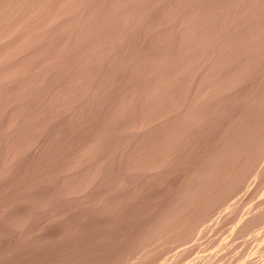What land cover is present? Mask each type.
Returning <instances> with one entry per match:
<instances>
[{"label":"bare ground","instance_id":"1","mask_svg":"<svg viewBox=\"0 0 264 264\" xmlns=\"http://www.w3.org/2000/svg\"><path fill=\"white\" fill-rule=\"evenodd\" d=\"M191 1L194 10L185 11L186 0L180 12L174 0H0L4 50L46 11H79L60 15L67 24L50 39L44 33L49 41L36 42L33 49L44 47L32 63L20 46L14 51L27 65L9 60L13 67L0 69V264H150L160 247L194 238L219 204L262 174L264 0L253 7L247 0L259 11L249 13L251 22L242 0L203 1L209 6L198 9L202 2ZM239 7L247 25L231 35L226 27L221 38L216 20ZM93 11L116 14L110 32L105 21L91 26ZM44 21L42 29L51 28ZM4 50L0 64L14 55ZM151 100V119L123 122ZM154 128L161 130L156 161L141 146ZM260 211L242 216L241 232L264 220Z\"/></svg>","mask_w":264,"mask_h":264},{"label":"rangeland","instance_id":"2","mask_svg":"<svg viewBox=\"0 0 264 264\" xmlns=\"http://www.w3.org/2000/svg\"><path fill=\"white\" fill-rule=\"evenodd\" d=\"M77 1V0H76ZM188 1H190V0H187V3H186V6L187 7H185V3L184 2H186V0H184L183 1V3H182V0H181V2L178 0V2H179V5H177L178 4V2H177V0H174V2L176 3V6H180V3H182V4H184V5H182L181 4V6H180V8L181 9H179L180 10V12H181V10L185 7L186 9L188 8L189 10H194L193 8L195 7V5H194V7L192 6V1L191 2H188ZM202 3H201V5L198 3L199 2V0H197V3L200 5H198V4H196V3H194L195 2V0H193V4H196L197 6H196V8L198 7V8H202L203 6L204 7H206V4L207 3H205V5H204V2L203 1H207L208 2V0H200ZM212 1H214L215 2V0H209V2H208V4L210 3L211 4V2ZM217 1V0H216ZM253 1V0H252ZM251 0H250V2L249 1H243L242 0V2H240L241 3V5L242 4H244V5H240V3L238 4L239 6H241L242 8L245 6V8H243L244 9V11H245V13H246V19L245 20H247V19H250V17H248L249 16V13H252V14H250V16L252 15L253 16V10H254V8L252 9L251 7H253L254 6V4L256 5L257 4V6L260 4V2L259 1H257V3L255 2V1H253L252 2ZM173 2V3H174ZM213 2V3H214ZM252 5L251 7H250V4ZM259 2V3H258ZM172 3V4H173ZM212 3V4H213ZM247 3L249 4V5H247ZM97 4H99L98 2H97ZM190 4V5H189ZM202 4H203V6H202ZM207 4V5H208ZM173 5H175V4H173ZM172 5V6H173ZM184 6V7H183ZM209 6V5H208ZM177 7V8H178ZM183 7V8H182ZM193 7V8H192ZM237 8H238V6H236ZM241 7H239V9L237 10L236 9V11H235V14L234 13H230L231 11H223V12H226V14L228 13V14H231V15H229V16H226V14L224 15V13H221V15L223 16V17H221V15H220V17L218 16V19L219 20H216L217 21V24L218 23H220V22H218V21H222V18H224L225 16H226V18L229 20L228 22H229V24L231 23V21L233 22V23H235V25L237 24V26H234L233 25V23H232V25H233V27H239L240 26V24H245V25H247L246 23L249 21V22H251V19L250 20H247V22H245V20L243 19V18H245V17H243L241 20H238V19H240V17L241 16H244V15H239V18H238V13H242L243 12V9L241 8ZM249 7H250V10H249ZM172 8V9H171ZM169 10L170 11H174L175 10V6H173V7H171ZM174 8V9H173ZM176 8V9H177ZM184 8V9H185ZM197 8V9H198ZM185 9V11H189L188 9L186 10ZM196 9V10H197ZM257 7H256V11L254 10V12L255 13H259V11L257 12ZM103 10V9H102ZM178 10V9H177ZM178 10V11H179ZM233 10H235V8L234 9H232V11ZM241 10V11H240ZM178 11H174L175 13L176 12H178ZM182 11H184V10H182ZM240 11V12H239ZM73 12V13H72ZM79 11H46L44 14H47V13H49V14H47V15H44L43 17H45V19L41 16V18L42 19H44V20H48V18L49 19H51L53 22L51 23V25L49 24V27H51V28H48V24L46 25V27L44 28L45 29V31H42V30H44V29H42L43 28V25H45L44 23H46L44 20H42L41 19V22H38L39 20H40V18H38V20H35L36 22V24L34 25V26H31V25H33V24H31V23H33V22H31L28 26H27V28L29 29L28 31H30L29 32V34L31 35H33L32 37L34 38V39H32V37L30 38V36H29V39H30V41H29V39L28 38H26L25 39V37L27 36L28 37V33H25L26 31H27V28L26 27H24L23 29H19V30H17V32H15V33H17V34H13V36H10V37H13L14 38V36L15 37H17V38H14L13 39V43H11V44H14V42L16 41H19V40H22L23 42H25V44H23V45H21L20 43V45H18V42H17V44H16V42H15V44H16V48H14V47H11V44L9 43V41L12 39H10V38H7L8 40H7V43L5 44V46H4V48H7V50H4V49H1V46H3L4 45V43L6 42V40L5 41H3L2 43H0V52H1V54H2V51L1 50H4V51H6V52H8L9 53V51L8 50H11V48H13V51L12 52H14V55L16 56V50L17 49H20L21 47L20 46H22V48H21V50L23 51V50H25V49H27V50H25L26 52L25 53H23V55H24V59L26 58V60H27V63L28 64H30V63H32L33 61H34V58H36V56L34 57L33 56V52L34 51H36L37 52V54H38V50H36V49H39L40 50V52L39 53H41V50L43 49V48H41L40 49V47H44V43H45V46L47 45V41H49V39L54 35L53 33H58L61 29H62V27H63V25H61V24H64V23H66V21H62L61 19L60 20H58V18L59 17H65V18H67L68 17V15L67 14H69V19H73L74 18V16H75V13L76 14H79L78 13ZM92 12V11H91ZM97 13V15H96V13ZM93 11V13H90V14H94L95 15V17H94V19L96 18V16H97V18L96 19H98V20H93V22L94 21H101V22H103V21H105V22H103V24H105L104 26L106 27L105 29H107V30H105V31H107V32H110V28L111 29H113L111 26H114V22H115V18L113 19V18H111L110 17V15L111 16H113L112 14H115V13H113V11L110 13V11ZM119 12V11H118ZM128 12H130V11H127V13ZM157 12H159L160 13V11H157ZM162 12V11H161ZM234 12V11H233ZM63 13V14H62ZM121 13H122V11H121ZM108 14V15H107ZM110 14V15H109ZM122 14H126V11H123V13ZM157 14L158 13H156V15L155 16H157ZM242 14H244V13H242ZM61 15V16H60ZM67 17H66V16ZM116 15V14H115ZM164 14H162L161 15V17L163 16ZM235 15L237 16V21L239 22H241L242 21V23H237V22H235L236 20V17H235ZM257 15V14H256ZM255 15V16H256ZM165 16V15H164ZM231 16V17H230ZM232 16L235 18L234 20L232 19ZM251 16V18L253 19V17ZM48 17V18H47ZM90 17H93V16H90ZM98 17H100V19L98 18ZM106 17H108V18H106ZM110 17V18H109ZM116 17V16H115ZM166 17V16H165ZM165 17H162V18H165ZM248 17V18H247ZM255 18V17H254ZM93 19V18H92ZM106 19V20H105ZM111 19V20H110ZM225 19V18H224ZM227 19H225V20H227ZM112 20H114V21H112ZM223 21L222 23H224V22H226V21ZM231 20V21H230ZM243 20H244V22L245 23H243ZM43 21V22H42ZM112 21V22H111ZM253 21V20H252ZM92 22V21H91ZM91 23L92 25V27H94V25H96L95 24V22L94 23ZM228 22H226L225 23V25L223 26H220L222 23H220V24H216L215 23V21H214V24H216V26H218V28L219 27H222V28H219V30L218 31H220L221 33H222V35H221V33H220V36H221V38L223 37V38H226L228 35H231V34H235V33H238V29L236 30V32L235 31H233L234 30V28L233 27H231V26H227V25H229V24H227ZM40 24L41 23V25H37V24ZM43 23V24H42ZM108 23V25L110 24L111 26H109L108 28H107V26H106V24ZM113 23V24H112ZM154 23H155V20H154ZM67 24V23H66ZM213 24V23H212ZM212 24H209V25H207L208 26V29H210V31H212V29L214 28V30H215V26L213 27V26H210V25H212ZM227 24V25H226ZM249 24V23H248ZM53 25V26H52ZM55 25V26H54ZM231 25V24H230ZM239 25V26H238ZM240 26V28H239V30L241 31V30H243L244 29V25L243 26ZM38 26H39V29H37V31L39 30V34H41V33H43V35L41 34L40 36H39V38H38V36L36 35L37 33V31L35 30L36 28H38ZM34 27H36V28H34ZM41 27V28H40ZM52 27L54 28V29H52ZM212 29H211V28ZM228 28V32L227 31H225V30H227V28ZM232 29H231V28ZM243 27V28H242ZM33 28V29H32ZM46 28L49 30V32H51L52 31V34L50 35V33L46 30ZM207 28V27H206ZM224 28H225V30H224ZM229 28H230V30H229ZM26 29V30H25ZM55 29L57 30V31H55ZM205 29V28H204ZM208 29H206V30H208ZM51 30V31H50ZM216 30H217V27H216ZM215 30V31H216ZM224 30V31H223ZM231 30H232V32H234V33H230L231 32ZM27 31V32H28ZM35 33H33V32ZM48 33H47V32ZM55 31V32H54ZM204 32H206L205 30H203ZM32 32V33H31ZM213 32V31H212ZM224 32V33H223ZM225 32H227V33H230V34H228L227 35V33H225ZM47 34V38H49L48 40H46V35L45 34ZM209 33H211V32H209ZM204 34H207V32L206 33H204ZM17 35V36H16ZM26 35V36H25ZM34 35H36L37 37H35ZM45 35V36H44ZM48 35H50V37L48 36ZM18 36H19V38H22V39H19L18 40ZM45 39V40H43L42 41V37ZM35 38H37L36 40H35ZM16 39V40H15ZM32 39V40H31ZM41 40V42H40V40ZM218 39H219V37H218ZM15 40V41H14ZM29 41L28 43H27V46H26V42L27 41ZM39 40V41H38ZM55 40V39H54ZM151 40H153V41H155L156 39L155 38H152ZM150 39L149 40H146L145 41V45H147L150 41H151ZM159 40H160V38H159ZM158 39L156 40L157 42H161V40L159 41ZM163 40V39H162ZM21 41V42H22ZM33 41H35V42H33ZM46 41V42H45ZM153 41H151V42H153ZM155 41V42H156ZM11 42H12V40H11ZM20 42V41H19ZM22 42V43H23ZM36 42H37V44L39 43V44H41V43H43L42 45H38V46H36L35 48L36 49H33L34 48V46H35V44H36ZM150 42V43H151ZM9 43V44H8ZM32 43H34V44H32ZM147 43V44H146ZM1 44H3V45H1ZM36 44V45H37ZM8 47H7V46ZM10 45V46H9ZM19 46V48H18V46ZM29 45V46H28ZM31 45H32V48H30L31 47ZM144 45V46H145ZM12 46H14V45H12ZM9 47H10V49H9ZM25 47V48H24ZM3 48V47H2ZM28 48L29 49H31V50H28ZM16 52H15V51ZM4 51H3V53H4ZM10 51V52H11ZM36 52H34L35 54H36ZM16 53V54H15ZM18 53H21V52H18ZM8 55V54H7ZM12 55V53H10V55L7 57L8 59H6V58H3V56L1 57V58H3L2 60H4V61H2V63L4 62V64H0L1 66L3 65V67H1L0 69H3L4 68V66H5V68H7V66H8V64H9V66L10 67H13L12 65H14V67H17V68H19V67H21L20 65H17V64H21V65H27V63L25 62L26 60H24V59H22L23 58V55H21L20 57L18 56V54H17V56H16V59H22V60H16V59H14L15 57H14V55H12V57H14V58H12L11 57V59L9 58L10 56ZM26 55V56H25ZM30 57V58H29ZM14 59V60H13ZM5 60H6V62H7V60H8V62H7V64H6V62H5ZM9 60H11L10 62L12 63V65H10L11 63H9ZM24 60V61H23ZM14 61V62H13ZM17 61V62H16ZM20 61V62H19ZM25 62V64L24 63H22V62ZM29 61V62H28ZM31 61V62H30ZM230 62V61H229ZM17 63V64H16ZM152 101L153 100H151V101H148L147 103L146 102H144V104L141 106V108H140V106H137V107H134L133 109H130L126 114H125V119L122 117V119H123V122L124 123H126L127 122V120H128V123L129 122H131L132 121V119H134L133 120V122L135 121L136 123L138 122V120L140 121V120H143V122H144V120H145V122H147L149 119H151L152 118V115H153V112H152V110L150 109L151 108V104H152ZM149 103H150V106H148L149 105ZM153 103H155V101H153ZM145 105V106H144ZM144 106V107H143ZM154 106H155V104H154ZM160 107V105H157V107ZM135 108H136V110H135ZM154 108L155 107H153V110H154ZM137 109H140L141 110V113L140 112H138V111H140V110H137ZM143 109V110H142ZM157 108H155V110H156ZM157 111V110H156ZM140 114V117L141 116H143V117H141V118H138L139 117V114ZM150 112V113H149ZM128 113H129V116H128ZM134 113V114H133ZM145 116H144V115ZM152 114V115H151ZM138 118H136V117ZM129 117V118H128ZM151 117V118H150ZM127 118V119H126ZM143 118V119H142ZM149 118V119H148ZM121 118H120V121H119V123H122L121 122V120H122ZM116 120H119L118 118L116 119ZM113 121H115V120H113ZM107 122H109V121H107ZM133 122H131V123H133ZM134 122V123H135ZM123 124V123H122ZM157 130H159V132L157 131ZM31 133V132H30ZM30 133H28L29 135H30ZM153 133V134H152ZM28 134H26L25 135V138H26V140H27V135ZM149 134H150V136H149ZM161 130H160V128H154L153 130H151L148 134H146V136L144 137V138H142V142H143V144L141 145V146H143V147H145V148H149L150 149V158H151V160L153 159V160H157L160 156L159 155H161V154H157L158 153V151H159V149H156L159 145H160V140H161ZM31 136V135H30ZM30 136L28 137V138H30ZM148 136V137H147ZM32 138V137H31ZM146 138V139H145ZM156 140V141H155ZM28 141V140H27ZM145 141V142H144ZM150 141V142H149ZM148 143V144H147ZM152 148V149H151ZM156 149V150H155ZM155 150V151H154ZM153 152V153H152ZM155 156H154V155ZM151 155H152V157H151ZM158 156V157H157ZM154 157H156V158H154ZM152 160V161H153ZM155 160V161H156ZM262 162V163H261ZM260 165V166H259ZM258 167L257 168H262V167H264V162L263 161H260V163L257 165ZM263 177V178H262ZM253 178V179H252ZM255 178V179H254ZM251 179V180H250ZM250 179H249V177H248V183H246L247 184V186H248V188H247V190L245 189V187H247L245 184V186L243 185L241 188H243L244 187V190H246V193H245V191L244 190H241L240 192H239V190L241 189V188H239L238 190H236V192H237V194H236V192H234L232 195H233V197H228L225 201H223L221 204H219L215 209H214V213H212L211 215L212 216H210L211 218L209 219V217L207 218L208 220H206V221H204V222H206V223H201L202 225H199L200 227H198V229H200L201 228V230H198L197 229V232H198V234H197V232H196V235H195V237H194V235H193V237L194 238H191V240L189 241L188 240V242L187 241H184V242H181V243H175V244H171V246H168V247H165V249L164 248H161L160 247V249H163L162 250V254H160L159 252L161 251L160 249H159V252H158V254L160 255V256H156V255H158V254H156L157 253V251L158 250H156L155 252L156 253H153V255L155 256V257H152L151 256V260H150V264L152 263V264H160V262H162L163 263V260H164V264H247V262L248 261H250L251 260V262L253 263V264H258L260 261H261V259L264 257V220L262 219V222H261V224H260V222H259V224L257 223L256 225H254L253 227H251V228H249V230L247 229V230H244L243 232H241L240 231V227H241V225H242V222H243V219H245V218H247V217H249V216H251L252 214H255V212H258V210H260L261 209V211L260 212H262L263 210H264V207H262V206H264V171L262 172V174L261 175H259L258 177H255L254 175H252V177L250 176ZM253 184H252V183ZM249 184V185H248ZM250 188H251V190H250ZM248 190L250 191L249 193H248ZM261 190H262V192H261ZM234 194H236L235 196H234ZM244 194H246V195H244ZM249 194V195H248ZM263 196H262V195ZM228 200H229V202H228ZM235 200V201H234ZM239 202V203H236L237 201ZM259 200V201H258ZM233 201V202H232ZM229 203V207H228V203ZM232 203V204H231ZM233 203H236L237 205L236 206H232L233 205ZM261 203V204H260ZM226 204V205H225ZM231 204V205H230ZM238 204H239V208L237 207L238 206ZM225 206H227V208L225 207ZM219 207V208H218ZM225 207V208H224ZM232 207H235V208H232ZM261 207V208H260ZM229 208V209H228ZM251 208H252V210H251ZM217 209V210H216ZM219 209V210H218ZM231 209H235L234 211L235 212H237V213H233L232 211H231ZM256 211H255V210ZM258 209V210H257ZM230 210V211H229ZM237 210V211H236ZM238 210H239V213H238ZM251 210V211H250ZM216 212V213H215ZM233 214H232V213ZM253 212V213H252ZM259 212V213H260ZM228 213H230V214H228ZM243 213V214H242ZM244 213H246L247 215L245 216V214ZM251 213V214H250ZM237 214H241V217H240V219L242 218V216H244L243 218H242V220L240 221V219H239V216L237 215ZM232 215V216H231ZM221 216V217H220ZM227 218H226V217ZM223 217V218H222ZM225 217V218H224ZM233 218H234V220H233ZM237 218H238V220H237ZM237 220V221H236ZM238 222V223H237ZM235 223L237 224V225H235ZM239 223H240V226H239ZM204 224V225H203ZM236 226H238V227H236ZM235 227V228H234ZM233 228V229H232ZM239 230H238V229ZM256 228V229H255ZM203 229V230H202ZM253 229V230H252ZM255 229V230H254ZM240 231V232H239ZM248 232V233H247ZM233 233H235L236 235H233ZM237 234H239L238 236H237ZM240 236V237H239ZM192 246V247H191ZM188 247V248H187ZM189 247H191V248H189ZM168 248V249H167ZM184 248H185V250H184ZM187 249V250H186ZM181 250V251H180ZM178 251V252H177ZM179 252H182L181 254H182V256H181V254H179ZM156 254V255H155ZM177 254L180 256V257H176L177 256ZM263 255V256H262ZM160 258H161V260H160ZM159 259V260H158ZM260 259V260H259ZM136 260V258L135 259H133V261H135ZM155 260V261H154ZM157 260L159 261V262H157ZM256 261V262H255ZM130 262H132V261H130ZM154 262H156V263H154ZM161 263V264H162Z\"/></svg>","mask_w":264,"mask_h":264}]
</instances>
